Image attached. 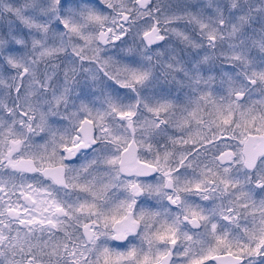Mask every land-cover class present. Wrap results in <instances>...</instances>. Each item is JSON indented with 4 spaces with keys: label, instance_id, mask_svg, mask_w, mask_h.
Wrapping results in <instances>:
<instances>
[{
    "label": "clouds",
    "instance_id": "clouds-1",
    "mask_svg": "<svg viewBox=\"0 0 264 264\" xmlns=\"http://www.w3.org/2000/svg\"><path fill=\"white\" fill-rule=\"evenodd\" d=\"M261 239L264 0H0V264Z\"/></svg>",
    "mask_w": 264,
    "mask_h": 264
},
{
    "label": "snow or ice",
    "instance_id": "snow-or-ice-1",
    "mask_svg": "<svg viewBox=\"0 0 264 264\" xmlns=\"http://www.w3.org/2000/svg\"><path fill=\"white\" fill-rule=\"evenodd\" d=\"M250 158H251V154ZM132 188H135L136 185H131ZM50 209L54 210L56 213H63L64 208L60 206L56 201H50L49 202ZM83 213H89L91 211V206L87 203L82 204L79 209ZM40 222V221H37ZM89 226L85 225V228L87 229ZM90 238L95 237L94 232L89 233ZM159 239L163 240L166 237L164 235H160L158 237ZM171 243L174 245L175 240L172 239ZM219 243L223 244L224 241L220 240ZM261 250H264V239H261L259 243L257 244L256 248L254 249L255 254H259ZM102 264H166L167 257L165 255L160 256H151L148 253H141L138 252V250L133 246L129 247L124 252H112L111 249L104 248L102 251ZM227 255L229 257H233V259L236 261V264H239V255L233 256L232 252H228ZM221 257L219 256H206V257H200L197 259H192L191 264H210L211 261L220 260Z\"/></svg>",
    "mask_w": 264,
    "mask_h": 264
}]
</instances>
